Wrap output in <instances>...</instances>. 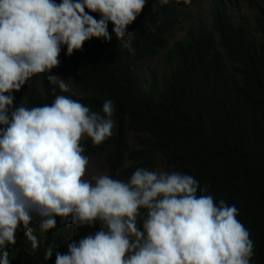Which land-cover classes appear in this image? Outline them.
Segmentation results:
<instances>
[{
	"label": "clouds",
	"instance_id": "clouds-1",
	"mask_svg": "<svg viewBox=\"0 0 264 264\" xmlns=\"http://www.w3.org/2000/svg\"><path fill=\"white\" fill-rule=\"evenodd\" d=\"M146 2L0 0V264H11L19 232L35 251L33 227L47 234L58 222L99 228L64 252L49 246L45 262L54 256L55 264H250L254 242L238 209L203 194L207 188L192 175L140 167L127 180L85 178L83 141L100 145L113 135V100L100 112L63 94L50 104H14L13 93L38 74H47L53 92H71L70 78L52 74L62 49L71 56L85 42L113 36L130 47L128 27Z\"/></svg>",
	"mask_w": 264,
	"mask_h": 264
},
{
	"label": "trees",
	"instance_id": "trees-1",
	"mask_svg": "<svg viewBox=\"0 0 264 264\" xmlns=\"http://www.w3.org/2000/svg\"><path fill=\"white\" fill-rule=\"evenodd\" d=\"M206 4L208 13H201L195 11L197 0L190 6L147 0L128 27L134 34L130 47L113 36L85 42L71 56L61 50L52 74L70 78L66 82L80 95L53 92L47 74H38L13 93L14 104H50L63 94L100 112L106 99L113 100V135L100 145L83 141L89 162L103 155L114 179L127 180L140 167L153 170L157 161L162 171L192 175L207 188L203 194L235 205L254 242L250 264H264V0H256L253 25L232 0ZM178 31L183 38L169 46ZM130 133L139 148L128 151ZM128 158L133 163L124 167ZM98 228L58 222L41 234L33 227L40 242L35 251L21 231L11 264H55L54 256L43 260L49 246L54 254L64 252L71 240Z\"/></svg>",
	"mask_w": 264,
	"mask_h": 264
},
{
	"label": "rangeland",
	"instance_id": "rangeland-1",
	"mask_svg": "<svg viewBox=\"0 0 264 264\" xmlns=\"http://www.w3.org/2000/svg\"><path fill=\"white\" fill-rule=\"evenodd\" d=\"M206 1L207 0H197L198 6L195 8V11L201 12V13H208V5L206 4ZM232 1H234L237 4L239 15L244 18V21H246L249 25H253V17L255 13L256 0H232ZM183 36H184L183 31L176 32L173 35V37L170 39L169 46H171V44H173L174 42L181 40ZM163 54H164V51H162L160 53V56L156 57L151 62L152 63L151 65L157 66L158 60L159 58L162 57ZM69 87L75 95H80V92L78 91V89L71 86V84H69ZM19 103L24 104L23 101H19ZM127 147H128V151L139 148L138 140L132 133H130L128 136ZM132 163L133 162L131 161V159L128 158L124 164V167ZM155 166L156 167L153 168V171H162L164 164L161 161H157ZM107 173H108V170L106 168L103 155H101V156L93 158L89 162L87 169H86L85 178L91 179L93 176H99V175H103Z\"/></svg>",
	"mask_w": 264,
	"mask_h": 264
}]
</instances>
